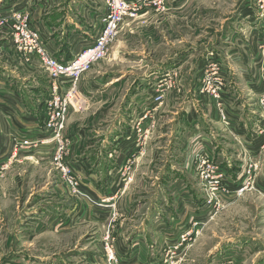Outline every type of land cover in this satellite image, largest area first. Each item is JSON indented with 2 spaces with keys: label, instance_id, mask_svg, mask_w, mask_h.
I'll return each mask as SVG.
<instances>
[{
  "label": "rangeland",
  "instance_id": "374dc122",
  "mask_svg": "<svg viewBox=\"0 0 264 264\" xmlns=\"http://www.w3.org/2000/svg\"><path fill=\"white\" fill-rule=\"evenodd\" d=\"M155 12L148 22L138 18L123 24L107 58L84 76L119 48L148 52L165 64L190 46L216 39L219 47L206 61L198 99L208 110L213 102L218 105L219 119L211 118L215 139L191 128L177 135L173 120L177 109L196 100L190 84L203 55L196 52L182 71L159 79L155 92L159 84L171 88L161 105L152 98L148 119L133 120L136 142L127 136L123 166L110 177L100 176L98 194L66 184L51 162V146L19 152L8 169L0 156V264H141L131 262L123 247H132L136 233L144 230L146 245L164 246V251L153 257L150 249L152 258L143 264H264V122L253 119L259 113L253 108L257 98L264 116V48L260 68L241 59L245 48L254 52L250 42L256 28L264 39V0H194L185 12L170 13L166 6ZM179 19L187 24H177ZM168 21L173 23L167 26ZM200 28L201 34L193 30ZM6 35L0 32V47ZM180 37L187 42L181 45ZM19 65L25 73L40 69L36 78L43 88L49 86L43 66L21 60ZM120 66L131 71L130 64ZM25 75L28 86L31 79ZM249 80L262 86L260 94L249 91ZM220 81L222 89L216 86ZM167 113L169 118L162 119ZM207 140L215 149L212 158ZM46 153L49 159L43 158ZM201 163L211 168L200 170ZM188 182L189 191L184 189Z\"/></svg>",
  "mask_w": 264,
  "mask_h": 264
},
{
  "label": "crops",
  "instance_id": "0c3cea01",
  "mask_svg": "<svg viewBox=\"0 0 264 264\" xmlns=\"http://www.w3.org/2000/svg\"><path fill=\"white\" fill-rule=\"evenodd\" d=\"M191 1L194 0H166L165 6L170 13L185 12L187 4ZM23 9L31 12L33 25L39 30L49 51L57 59L67 61L72 60L83 49L94 43L101 28L100 19L106 13V2L103 0H0V13ZM155 11V8L149 9L148 14L142 15L137 21L142 23V20L146 19L144 21L148 22L150 18L155 16ZM257 21V19L254 22L249 21V24L255 25ZM172 23V21H168L167 26ZM177 24L185 25L187 22L179 19ZM202 29L193 30L198 32L197 34H201ZM183 30L186 31V28L183 27ZM258 35L256 28L252 42H250V44L252 43L250 46L254 51L253 54L247 53L251 50L248 45L249 48H245V53L241 56L244 65L249 64V60H251L252 64L257 63L259 68L261 66L259 65L262 58L260 51L262 47L264 48V39L259 38ZM8 40L6 37L1 40L4 41L2 46L8 47V52L4 48L0 52V57L3 58V63H0V156L5 157L6 169L12 165L11 163L17 157H14L12 150V141L15 138L42 139L45 137L43 132L45 112L42 109V103L49 94V86L43 88V82L36 78L40 69H25V73L24 69H21L16 52ZM208 40L201 41L200 45L190 46L186 50L176 53L174 57L168 58L165 64H160L159 60L152 57L148 52H140L132 48L130 50L119 48L110 55L108 62L103 63L102 66L93 69L83 77L81 88L91 99L88 109L91 114L86 117V112L82 114L70 112L64 135L76 141L71 152L70 162L82 173V187L86 193L98 194L100 192V176L105 175L106 177V173H108V177H110L112 172L122 168L123 161H125L124 157H126L124 155L128 150L126 147L130 145L126 142L129 140L127 136H132L133 138L130 140L136 142V135H133L135 131L132 125L134 124L133 120H135L134 122L139 121L143 113L153 107L152 98L155 95V88L159 79L182 71V67H185L192 59L194 60L192 54L196 52L203 53L199 58L198 65L193 70V85L190 84V90L196 96V100L187 102L182 108L177 109L173 113V120L176 123V130L178 129L177 135L182 134V130L191 128L203 136L209 135L210 138L215 139V134L218 132L212 126L211 118L217 116L216 120L219 119L218 105L213 102V108L208 110L206 104L198 100L203 97L199 94V90L204 66L207 60L214 57L213 52L219 47L216 39L209 38ZM186 42L182 39L179 40L181 45ZM234 51L232 49L225 54L227 61H229L230 56L232 60ZM215 54L216 57L220 56ZM216 59L218 60V58ZM35 63L38 64L37 61ZM122 64H130L131 71L121 70L123 66L120 65ZM241 65L242 69L239 70L245 72L243 64ZM225 69H229V67L227 66ZM224 71L226 75L227 71ZM25 74H28V78L31 79L28 86L25 83L26 78L23 77L26 76ZM247 77L250 78V75ZM247 83L249 91L261 93V85L254 84L250 80ZM206 99L208 100L207 97ZM208 101L210 102V100ZM254 101L257 105L254 104L253 108L257 109L259 113L253 119H257L258 123L264 122V116L260 113L262 106L260 99L257 98ZM203 105L205 108H202ZM224 108L229 116L228 102L224 104ZM206 111L210 116L207 115ZM168 115L169 113L162 116V119L169 118ZM248 121L252 122L250 117H248ZM250 123L247 124L248 129L251 128ZM241 129L245 131V127H241ZM22 132L28 133V135L26 136ZM214 150L212 143L209 146L211 158L214 155ZM43 158L49 159L48 154L46 153V157ZM109 182L110 180L107 181V183ZM58 187L60 186L58 185ZM184 189L188 191L192 189L189 182L185 184ZM145 231L147 232L144 230L139 235L136 233L132 240V247L129 249L123 247L126 252H129L131 262L132 260L140 261L141 264L148 262L152 258L150 249L153 257L155 253L164 251V246H156L155 248V246L146 245L144 237L147 234Z\"/></svg>",
  "mask_w": 264,
  "mask_h": 264
},
{
  "label": "built area",
  "instance_id": "2783aa9c",
  "mask_svg": "<svg viewBox=\"0 0 264 264\" xmlns=\"http://www.w3.org/2000/svg\"><path fill=\"white\" fill-rule=\"evenodd\" d=\"M105 2L106 13L100 19L101 28L94 43L83 49L75 58L67 61L57 59L49 51L39 30L33 25L29 10L0 13V32L9 36L8 41L19 60L27 64H34L37 61L44 67L49 80V94L42 103L45 112L43 121L45 137L42 139L27 137L29 139L26 140L15 138L12 141L13 155L16 157L21 151L29 153L38 148L51 146L49 155L53 166L62 173L66 184H71L76 191L79 189L83 191V175L70 162L76 141L67 138L64 130L70 112L84 113L91 104V99L81 88L83 76L92 66L107 58L123 24L140 18L149 9H162L166 0H105ZM216 86L223 88L221 81ZM170 88V83L159 84L153 98L154 105L162 104ZM215 92L214 89L213 93ZM147 110L143 113L141 122L148 119ZM204 168H211V165L201 163L200 170Z\"/></svg>",
  "mask_w": 264,
  "mask_h": 264
}]
</instances>
